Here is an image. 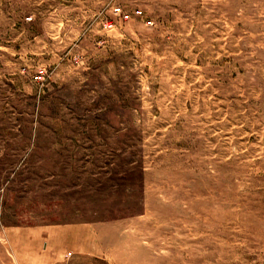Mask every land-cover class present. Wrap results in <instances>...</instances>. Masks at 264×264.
Instances as JSON below:
<instances>
[{
  "label": "rangeland",
  "instance_id": "rangeland-1",
  "mask_svg": "<svg viewBox=\"0 0 264 264\" xmlns=\"http://www.w3.org/2000/svg\"><path fill=\"white\" fill-rule=\"evenodd\" d=\"M36 227L82 239L56 264H264V0H0V264Z\"/></svg>",
  "mask_w": 264,
  "mask_h": 264
},
{
  "label": "crops",
  "instance_id": "crops-1",
  "mask_svg": "<svg viewBox=\"0 0 264 264\" xmlns=\"http://www.w3.org/2000/svg\"><path fill=\"white\" fill-rule=\"evenodd\" d=\"M19 232L10 242L12 254L21 264H56L66 250L77 252L81 247L79 242L82 243V239L76 235L64 237L65 228L36 227Z\"/></svg>",
  "mask_w": 264,
  "mask_h": 264
}]
</instances>
